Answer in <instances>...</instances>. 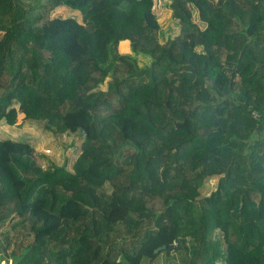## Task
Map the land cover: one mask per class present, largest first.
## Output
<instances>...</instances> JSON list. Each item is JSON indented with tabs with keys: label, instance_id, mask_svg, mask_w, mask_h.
Masks as SVG:
<instances>
[{
	"label": "trees",
	"instance_id": "trees-1",
	"mask_svg": "<svg viewBox=\"0 0 264 264\" xmlns=\"http://www.w3.org/2000/svg\"><path fill=\"white\" fill-rule=\"evenodd\" d=\"M26 1L0 0V121L85 133L71 168L0 138V262L264 264V0Z\"/></svg>",
	"mask_w": 264,
	"mask_h": 264
},
{
	"label": "rangeland",
	"instance_id": "rangeland-1",
	"mask_svg": "<svg viewBox=\"0 0 264 264\" xmlns=\"http://www.w3.org/2000/svg\"><path fill=\"white\" fill-rule=\"evenodd\" d=\"M26 2L28 7H34L37 15L42 17L41 23L55 17H74L80 22L83 21L82 12L79 9H73L69 6H57L52 8L47 0H29ZM156 13L162 24L160 39L161 41H165L168 36L179 31V23L171 17L170 11L167 10V8L156 10ZM193 17L195 19L193 20L203 28V23L197 11L193 12ZM141 63L143 62L141 61ZM16 106L18 107L17 104ZM22 117L23 114L20 113L17 117V121L14 123H8L5 120L0 121V138H11L34 143L36 149L38 148L42 152L48 154V157L50 156L49 158L56 164L62 165L67 162L68 167L71 168L72 162L81 151V143L83 140L81 135H70L68 133L60 135L53 133L42 123H35L29 120L22 121ZM214 187L215 180H212L207 188L211 190ZM178 246H180V243H178ZM163 256L164 264H185L183 257L179 253L173 252L170 257L167 253H164ZM0 264L2 263L0 262ZM5 264L10 263L5 262Z\"/></svg>",
	"mask_w": 264,
	"mask_h": 264
},
{
	"label": "crops",
	"instance_id": "crops-1",
	"mask_svg": "<svg viewBox=\"0 0 264 264\" xmlns=\"http://www.w3.org/2000/svg\"><path fill=\"white\" fill-rule=\"evenodd\" d=\"M62 6H65V5H62ZM80 13V12H79ZM120 52L123 53V54H127V53H131V44H130V41L129 40H124V41H121L120 43ZM30 121V120H29ZM31 122H34V121H31ZM35 123H39V122H35ZM33 146L36 148V146L34 145V143H32ZM38 152H41V153H44L42 152L41 150H39L38 148L36 149ZM46 154V153H45ZM48 155V154H47ZM50 157V156H49ZM67 163V162H65ZM64 163V164H65ZM63 165V164H62ZM5 264V262H4Z\"/></svg>",
	"mask_w": 264,
	"mask_h": 264
},
{
	"label": "water",
	"instance_id": "water-1",
	"mask_svg": "<svg viewBox=\"0 0 264 264\" xmlns=\"http://www.w3.org/2000/svg\"><path fill=\"white\" fill-rule=\"evenodd\" d=\"M84 133H85V130L83 129V130L81 131L80 135H84ZM178 243H180V242H178ZM174 247H175V244H169V245H167V244H163V245L159 246V247L155 250V252L157 253V252L162 251V250H165V249L172 250ZM177 247H179L178 244H177Z\"/></svg>",
	"mask_w": 264,
	"mask_h": 264
}]
</instances>
